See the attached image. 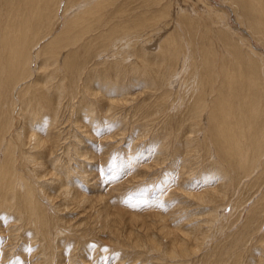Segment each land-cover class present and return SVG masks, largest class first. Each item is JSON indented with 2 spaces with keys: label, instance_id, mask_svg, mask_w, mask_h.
Here are the masks:
<instances>
[{
  "label": "rangeland",
  "instance_id": "obj_1",
  "mask_svg": "<svg viewBox=\"0 0 264 264\" xmlns=\"http://www.w3.org/2000/svg\"><path fill=\"white\" fill-rule=\"evenodd\" d=\"M69 1L31 0L29 5L36 2L32 8L36 10H32L33 12L41 11V16L43 12L45 13L36 23L38 25L37 28L29 33L30 42L27 39V47L30 49L29 55L31 56L28 60V65L31 64L29 65L32 70L31 73L35 72L37 75L34 73L31 75V79L27 80L28 82L20 81L19 83H22L20 85L17 83L12 92L3 90V95H0V105H2L0 106V108L2 107L0 109V130L5 124L8 127L11 123L5 135L0 131V167L2 166L6 170L2 172V176L9 181L5 182L9 183V192L0 191V198H4L3 201L7 202L9 206V209L2 207L4 209L0 211V264H264V175H261L262 180L254 178H251L252 181L251 179L247 181L237 180L238 174L235 165L240 160L241 162L245 160L246 149L242 145V137L239 136L242 133L244 134V131L238 133L239 131L233 128L231 133L226 136L232 141H226L227 139L224 138L222 140L221 138L219 139L221 145L223 144V150L227 151L230 148V153L234 155L231 168H229L227 162H223L219 155L220 150L213 144L209 134L215 133V130L220 134L217 127L219 123L223 124L221 117L218 115L215 120L210 117L212 100L218 96L216 91L222 80V67H220L218 61H216L215 67L214 65L212 67V76L215 82L213 84L214 95H212L213 93H208L207 90L208 94L205 100L208 105L202 112L203 114L198 118L194 117L191 119V117L186 115L188 114V107L184 103V95H187L190 89L188 84L191 81V76L194 75L192 65L197 60L195 65L199 63V58L193 55L194 51L198 50L199 53L200 45L203 44V49L207 50V53L216 56V60L218 58L221 59L222 56L225 57L228 53L225 43L221 39V33L218 30L219 25L224 26V16L227 19V27L234 37L240 36L244 38L247 36L243 42L251 45L256 53L263 56L264 28L262 27H264V14L259 10L260 4L257 2L252 3L256 10L254 14L246 15L238 4L235 5V3L228 2V0H71L73 5L75 4L74 6L72 5V9L71 6H67ZM5 2V0H0V27H3L6 22L7 8H5ZM86 10L90 12L83 14L85 17L89 20H100L102 22L96 26L98 30L93 33L94 35H99L101 32H109L112 27L117 29L108 42L109 45L112 44L111 48L108 47L110 53L105 52L93 56L84 65L87 73L91 70V76L94 74H92V68L90 67L97 65L96 67L100 68L99 72H101V75L97 76L95 74L92 76L94 77V89L90 86L93 94L89 96L90 103L88 104L96 106L97 109H94L95 111L91 116H87L85 114L81 115L83 111H80L76 106L79 105L80 98H82V94L79 92L85 74L83 73L79 77L74 74L65 76L67 77L64 80V83L67 84L65 86L68 89V93L75 94L74 100L67 96V98L65 97L60 101L58 106L54 88L47 90V92L40 88L38 90L39 94L36 93L38 95L37 98H40V104L45 109H50L40 114L39 123L36 120L35 122L32 120V115L25 116L22 131L25 130L22 133L18 132L23 119L19 114L18 107L19 99L17 97L19 89L35 79L40 84L45 78L44 74L47 72L42 69L51 61L54 67L57 65V71L63 76L66 69L72 68L79 62L81 63V60L85 58L83 56L88 58L93 55L95 43L88 44V39L91 37L89 34L84 35L81 42L77 43L78 47L65 43L66 37L77 29L76 27L73 28L74 24L81 25L86 23V20L79 17ZM240 10L243 16H241ZM107 13L111 17L107 16ZM218 13L220 15L222 13V16H219ZM196 15L199 21L195 24V28H198L190 30L185 27L183 29L184 23L181 19L186 18V16L188 18L194 16L195 18ZM46 19L48 20L44 21ZM125 21L137 26L133 30L121 29L116 26L117 23ZM204 21H206L205 24ZM251 24L253 26L250 27ZM213 27H216L215 30ZM134 33L135 35H133ZM52 34H54L53 37ZM1 37H3L2 33ZM172 37L178 38V42H184L186 47H182L183 45L178 47L181 51L178 59L174 62L175 71L172 75L173 77L169 78L170 80L163 81L164 84L156 81L158 80L155 77L157 71L160 75L165 74L166 79V74L168 73L165 72V68L154 71L155 73L149 72L148 75L152 76V79L145 78L143 70L142 72L139 71L141 74H131L129 72L131 67H135V63L140 64L141 62V59L136 60L137 57L132 52L134 46L139 48V44H145L147 47L143 46L144 50L149 55H155L161 48L164 49L167 44L171 43ZM136 38L137 40L140 38V41L138 40V42ZM56 42L59 47L54 45ZM83 44L86 45L84 46ZM241 47V54L245 58L248 57L245 46ZM184 48L187 49L186 52H184ZM75 52L79 53L80 57L82 56L79 62L72 60V54ZM122 56L124 60H121V62L127 65L125 71L127 70L128 74L126 77L122 75L116 76L114 69L108 72V76L102 75L103 63H111L112 65L116 62L119 64L121 62L118 59ZM191 56L194 59H191ZM252 56L254 59L257 58L255 55ZM46 58H49V60L47 61ZM66 58L69 60L68 64L71 65L64 64ZM226 60L230 61L229 59ZM226 60L224 64H226ZM255 62L258 66L259 62L257 60ZM101 63L102 66L100 67ZM65 67L67 68L65 69ZM234 69H237V67H234ZM189 71H191V74H189ZM50 72L52 73L53 70L50 69ZM34 76L35 79L32 80ZM161 76L164 77V75ZM234 76L238 78V74L235 73ZM70 79H73L74 82L73 80L71 82ZM104 79L108 82L110 81L111 84L109 83L105 87ZM58 80L59 77L57 76L55 81ZM239 80L243 82L242 74L239 76ZM99 82H102V84L100 85ZM112 83L114 86H111ZM76 86L78 87L77 92ZM99 87L101 90H99ZM72 88L73 92L70 91ZM103 88L110 89V92L103 90ZM153 89L155 90L153 91ZM101 91L102 94L100 95ZM97 93L98 95H96ZM165 93L166 95H164ZM44 96L47 98L46 101ZM10 99H14L18 105L16 104L13 108ZM84 104L85 102H82V105ZM177 106L180 108L178 109ZM75 110L80 112L79 119L84 123L80 122L83 127H81V130H77L75 126L73 127L75 124L73 120L75 119ZM219 110L220 107L217 105L215 113ZM179 120L180 123L182 122L181 124L178 123ZM35 125L36 127L33 128ZM70 127L72 128L70 129ZM78 131L83 132L80 133ZM17 133L23 134L21 140ZM31 133H34L33 135L37 133L42 138V142L40 141L42 145L39 146L38 150L30 147L33 144L29 140ZM197 133H200V135ZM69 134L71 135L69 136ZM195 134L197 135L195 136ZM231 134H233L234 138L231 137ZM79 136H82V138H78ZM24 138L27 140H24ZM53 139L57 142L56 146L54 142H51ZM79 139L83 140V142ZM6 140L10 141L11 148L3 153L5 143H2V141ZM199 140L201 141L199 142ZM61 142L63 143L61 144ZM65 142H68L67 147H69H66L67 150L64 149L66 146ZM75 143L81 147L73 145ZM51 144H54V146H51ZM74 146L78 152L80 151V154L74 150ZM29 150L31 151L29 152ZM33 151H37L35 154L40 153L36 155H40L37 157L38 162L42 161V165L45 162V167H42L41 164L40 167L39 165L35 166L37 163L28 161V155L31 152L33 153ZM67 151L68 157L66 155ZM78 154L85 158L79 157ZM75 155L77 158H75ZM252 157L254 156L252 155L250 158ZM251 160H248V163ZM261 160L263 163L264 156ZM6 162L8 163L6 164ZM53 162H57V164L54 163L56 166L52 164ZM261 162L259 164L262 167L263 164ZM27 163L29 164L26 165ZM238 171L241 172L240 170ZM50 173L54 174V176ZM43 174L46 175L44 176ZM19 177L21 180L18 179ZM42 185H45L46 193L40 194L39 189L42 188ZM29 186L33 187L35 191ZM39 186L40 188H38ZM64 188L66 190L71 189L73 192L71 194H75L78 198L74 195L76 197H74V200L73 195H70L71 197L67 196ZM224 188L226 189L225 196L222 195V189ZM12 190H14L13 194L15 196L30 190L34 196L40 194L39 197L41 198L39 199L37 196L35 199L39 201L41 207H44V210L41 208L42 213L40 215L45 214L41 217L43 219L42 224L39 220L40 217H36L37 215L33 216L35 214H32L30 219L26 213L15 214L14 207L22 208L29 200L24 204L17 200L19 199L18 197L11 200L12 197L9 194ZM213 192H217L213 202H203L205 197L212 195ZM218 195L222 196L217 197ZM69 198H72V201ZM215 198H217L216 202H214ZM83 199L87 200V202H82ZM41 200L43 204L40 202ZM50 202L54 203L50 204ZM17 203L18 205H16ZM234 205L235 207H233ZM10 206L12 207L10 208ZM103 206L111 215V228L107 225L109 229L97 220V215ZM214 214L218 215L219 218L214 220V218L209 216ZM54 215L56 216L53 218ZM136 219H138L137 223ZM160 226L161 229L159 228ZM163 226V229H167L170 233L172 232L170 235L172 238L175 237L176 241L180 239L181 231H187L182 238H185L184 242L188 243L187 247L190 250L188 249L189 251L184 256H177L174 253L173 241L170 244L169 239L162 236L165 231L162 229ZM202 233H206L204 240L201 238ZM50 238H53V242ZM42 239H47L46 241L44 240L45 244H43ZM50 243H53L52 246ZM158 244L162 245L158 246ZM142 247L146 248V251ZM161 248L164 249V252L161 251ZM48 249L52 250V253ZM150 250H153V252ZM42 251L46 252L45 256ZM46 256H49V259L44 258Z\"/></svg>",
  "mask_w": 264,
  "mask_h": 264
},
{
  "label": "bare ground",
  "instance_id": "obj_2",
  "mask_svg": "<svg viewBox=\"0 0 264 264\" xmlns=\"http://www.w3.org/2000/svg\"><path fill=\"white\" fill-rule=\"evenodd\" d=\"M6 2H5V5H6V7L5 8H7V15H5L6 16V22L3 24V27H0V39L2 40V42H1V40H0V95H3L2 94V92H3V90H6V92L8 91V90H10L11 92L13 91V88L14 87H16L15 85L17 84V83H19L20 81H25V82H28L27 80L28 79H31L30 77H31V75H33L32 73H31V69H30V67H29V65H31V64H29L28 65V60L31 58V56L29 55L30 54V49L27 47V39H28V41L30 42V39L28 38V35H29V33L30 32H32V31H34L36 28H37V22L39 21V19L41 18V17H43L44 16V12L42 13V16H41V11L39 12H33L34 10H36V9H32L33 8V5L36 3H34V4H31V5H29L30 4V2H31V0H5ZM28 1H29V3H28ZM54 1V0H53ZM60 1V0H59ZM86 1V0H85ZM157 1V0H156ZM231 2V3H235V5H239L238 7L239 8H242L244 11H245V13H246V15H250L251 13L252 14H254V12H255V10H256V8L253 6V4L252 3H254V2H257V3H259L260 4V8H259V10L261 11V13H263L264 14V9H263V7H264V0H228V2ZM47 2V1H46ZM66 2V1H65ZM84 2V1H83ZM57 3V2H56ZM93 3H94V1H93ZM53 4V3H52ZM67 6H71V9H72V5H73V2H71V0L69 1V2H67ZM206 4V3H205ZM50 5V4H49ZM75 5V4H74ZM73 5V6H74ZM152 5V4H151ZM150 5V6H151ZM157 5V4H156ZM161 5V4H160ZM202 5V4H201ZM147 6H149V5H147ZM231 6V5H230ZM263 6V7H262ZM4 7V6H3ZM146 7V6H145ZM180 7V6H179ZM178 7V8H179ZM232 7V6H231ZM35 8V7H34ZM56 8H57V5H56V7H55V11H56ZM166 8V7H165ZM235 8V7H234ZM14 9L16 10L15 12H14ZM46 9H48V8H46ZM69 9V8H68ZM80 9V8H79ZM78 9V10H79ZM85 9V8H84ZM140 9V8H139ZM180 9V8H179ZM33 10V11H32ZM43 10V9H42ZM70 10V9H69ZM195 10V9H194ZM198 10V9H197ZM213 10V9H212ZM220 10V9H219ZM222 10H224V9H222ZM44 11H46V10H44ZM80 11V10H79ZM90 11H92L91 9H90ZM89 10H86V11H84V12H82V14L81 15H79V17L81 18V19H83V20H86V23L85 24H74L73 25V28L74 27H76L77 29L75 30V31H73V33L72 34H70L69 36H67L66 37V41H65V43H67L68 45H71L72 44V46L73 45H76L77 47H78V45H77V43L78 42H81V40H82V38H83V36L84 35H86V34H89L91 37L88 39L89 40V43L88 44H92V43H95V46H93L94 47V53H93V55H91L90 57H88L87 58V56H83V57H85V58H83L82 60H81V63L79 62V59H81L82 58V56L80 57V54L79 53H77V52H75V53H73L72 55H73V59L72 60H74V62H76V61H78L79 63L78 64H76V65H74L72 68H68V69H66L67 67H65V69H66V72H65V74L63 75V76H61L60 75V73L57 71L58 69H57V65H55L56 67H54L52 64H51V62H49V63H47L44 67H43V69L42 70H46L47 72L44 74L45 75V78H43L44 80L43 81H41V83L39 84L38 83V81L35 79V76L32 78V80L33 79H35V80H33V81H31L30 83H28L27 85H23L20 89H19V91H18V101H19V114L23 117V119H22V121H21V126H20V130L18 131V132H20V133H22L23 131H22V129L24 128V117L25 116H30V115H32L33 116V118H32V120L35 122V120H36V122L37 123H39V120L41 119V116H40V114L42 113V112H45V111H47V110H49V109H45V107H43L41 104H40V98H37L38 97V95L36 94V93H38L39 94V89L41 88V89H43V90H45L46 92H47V90H49V89H52V88H54V93L57 95V99H58V106H59V104H60V101L61 100H63L65 97L67 98V96H70V98L71 99H73L74 97H75V94H72L71 92H69L68 93V89L66 88V86L65 85H67V84H65L64 83V80L65 79H67V77H65V76H71V75H75V76H78L79 77V75H81V74H85V78H84V80L82 81V84H81V87H80V92L79 93H81L82 94V98H80L78 95V98H80L81 100H80V102L78 103L79 105H76L77 107H78V109L81 111H83V114H81V115H87V116H91V114H93L94 113V109L96 108V106H93V105H88L89 103H90V99H89V96H91L93 93L91 92V90H92V88L94 89V87H93V82H94V77H92V76H94L95 74L97 75V76H99V75H101V72H99L100 70V68H97L96 66H93V67H90V68H92V74H94V75H92L91 76V74H90V72H91V70H89L90 72H88L87 73V69H86V67L84 66L87 62H89L88 60L91 58V57H93V56H96V55H100V54H102V53H105V52H109L110 50L108 49V47H112V44H108V42H109V40H110V38H112L111 36L113 35V34H115L116 33V31H117V29L116 28H114V27H112V28H110L109 29V32H99L100 34L98 35V34H93L94 32L96 33V31L98 30L97 28L98 27H96L97 25H99V24H101L102 22L100 21V20H96V21H93V20H89L87 17H85L83 14H88V12H90ZM236 11H237V8H236ZM243 11V12H244ZM1 12V11H0ZM51 12V11H50ZM58 12V11H57ZM76 12H78V11H76ZM183 12H185V11H183ZM187 12V11H186ZM185 12V13H186ZM225 12V11H224ZM240 12H241V10H240ZM48 13V12H47ZM79 13V12H78ZM81 13V12H80ZM179 13V12H178ZM200 13V12H199ZM204 13H206V12H204ZM242 13V12H241ZM56 14V13H55ZM71 14V13H70ZM219 14V13H218ZM217 14V15H218ZM226 14V13H225ZM234 14H235V12H234ZM78 15V14H77ZM107 16H110L111 17V15H109L108 13L106 14ZM193 15V14H192ZM229 15V14H228ZM227 15V16H228ZM64 16V15H63ZM65 16H66V14H65ZM219 16H222V13H221V15L219 14ZM226 16V17H227ZM241 16H243V13L241 14ZM245 16V15H244ZM3 17H4V15H3ZM3 17H2V19H3ZM48 17V16H47ZM77 17V16H76ZM75 17V18H76ZM85 17V18H84ZM202 17H203V15H202ZM46 18V17H45ZM73 18V17H72ZM71 18V19H72ZM98 19V18H97ZM204 19V18H203ZM218 19H220V18H218ZM222 19V18H221ZM241 19V18H240ZM48 19H46V20H44V21H47ZM205 20V19H204ZM226 18H225V16H224V26H221V25H219L220 27L218 28V30L220 31V33H221V39L224 41V43H225V46H226V48H227V50H228V53L226 54V56L225 57H223L222 56V58L220 59V58H218V60H216V56H214L213 54H211V53H207V50H205V49H203L204 48V45L203 44H201L200 45V51H199V53H198V50H196V51H194V56H196V57H198L199 58V63H198V65H195L196 64V62L198 61L197 59V61L195 62V63H193V73H194V75H192L191 76V81L189 82V84L188 85H190V89L188 90V93H187V95H186V98H185V95H184V103H186L185 104V106H187L188 107V114H186V115H188L189 117H191V119L192 118H194V117H199V116H201V114H203L202 112L206 109V107H207V105H208V103L206 102V100H205V97H206V95L208 94V93H210V94H212L213 92H214V89H213V84L215 83L214 82V79H213V69H212V67H213V65H214V67H215V65H216V61H218V63H220V67H222V80H221V82H220V84L218 85V88H217V93H218V96L216 97V98H214L213 100H212V111L210 112V117H211V119L212 120H215V118L216 117H221V121H222V123L223 124H218V127L217 128H219V132H220V134H221V136H220V134L217 132V130H215V133H209L210 134V138H211V140H212V142H213V144L217 147V148H219V150H220V152H219V155H220V157L223 159V162L225 161V162H227V164H228V166H229V168H231V166L233 165V157H234V155H232L231 153H230V148H228L227 149V151H225V150H223V144L221 145V143H220V141H219V139L221 138V140H222V138H224V139H227L226 141H228L229 139L228 138H226V136H227V134H230L231 133V131L233 130V128H234V130H238L239 132L238 133H240V131L241 132H245L244 134L242 133V134H240L239 136H241L242 137V140H243V146H244V149H246V151H245V160H243L242 162H241V160H240V162L237 164V165H235V167H236V172H237V174H238V178H237V180L238 181H240L241 179L242 180H244V181H247L248 179H251V178H254V179H256V180H262L261 179V175H264V161H263V163L261 162L262 160H261V158L264 156V54H263V56L262 55H259V53H256V51L254 50V49H252V47H251V45H249V44H247V43H244L243 41H244V38H246V37H244V38H242V37H240V36H238V37H234V35L230 32V30H229V28L227 27V24H226ZM181 21H183V23H184V25H183V29H185V27L186 28H188V29H197V28H195V24L196 23H198V21H199V18L197 17V15H196V17L194 18V16L193 17H189L188 18V16H186V18H182L181 19ZM210 21H211V19H210ZM70 22V21H69ZM119 22V21H118ZM205 22L206 21H204V24H205ZM219 22L221 23V21L219 20ZM2 23V22H1ZM41 23V22H40ZM107 23V22H106ZM210 23V22H209ZM55 24V23H54ZM67 24H69V23H67ZM66 24V25H67ZM203 24V25H204ZM211 24V23H210ZM2 25V24H1ZM181 25V24H180ZM239 25V24H238ZM255 26H256V24H254ZM68 26V25H67ZM116 26L117 27H119V28H121V29H128V30H133V28L135 27V26H137V25H132V23H130V22H128V21H125V22H120V23H117L116 24ZM245 26V25H244ZM251 26H253V24H251L250 25V27ZM53 27V26H52ZM201 27H203V26H201ZM200 27V28H201ZM210 27V26H209ZM215 28L216 27H213V29L215 30ZM262 28H264V27H262ZM40 29H42V28H40ZM46 29V28H45ZM48 30V29H47ZM139 30V29H138ZM210 30V29H209ZM39 31H41V30H39ZM60 31V30H59ZM186 31V30H185ZM211 31V30H210ZM209 31V32H210ZM218 31V32H219ZM234 31V30H233ZM56 32V31H55ZM207 32H208V30H207ZM217 32V31H216ZM262 32V31H261ZM263 32H264V29H263ZM1 33H2V35H3V37H1ZM38 33H40V32H38ZM57 33V32H56ZM63 33V32H62ZM127 33V32H126ZM140 33V32H139ZM215 33V32H214ZM235 33V32H234ZM44 34V33H43ZM51 34V33H50ZM60 34V33H59ZM53 35L54 34H52V37H53ZM89 35H88V37H89ZM133 35H135V33L133 34ZM138 35V34H137ZM38 36V35H37ZM122 36V35H121ZM128 36V35H127ZM245 36V35H244ZM249 36V35H248ZM259 36H261V35H259ZM131 37H132V35H131ZM216 37V36H215ZM31 38V37H30ZM57 38V37H56ZM61 38V37H60ZM116 38V37H115ZM217 38H219V37H217ZM251 38V37H250ZM55 39V38H54ZM140 39V38H139ZM138 39V40H139ZM180 39H182V38H180ZM236 39V40H235ZM34 40V39H33ZM86 40H87V38H86ZM87 40V41H88ZM112 40V39H111ZM133 40V39H132ZM136 40H137V38H136ZM135 40V41H136ZM137 40V41H138ZM177 40H179L178 38H176V37H172L171 38V43L170 44H167L166 45V47L164 48V49H162L161 48V50L156 54L155 53V55H149L145 50H144V47L146 46L145 44H143V45H140L139 44V48L137 47V46H134L133 48H132V52H133V54L137 57V59L136 60H139V59H141V62H140V64L139 63H135V67H129L130 69H129V72L131 73V74H134V73H138V74H141V72H142V70H143V74H144V76H145V78H147V79H152V76H149L148 74H149V72H153V73H155L157 70H159V69H164L165 68V72L166 73H168V74H166L167 76H166V79H165V74H161V75H164V77L163 76H161L159 73H158V71L155 73V77L156 78H158V80H156V81H160V82H162L163 83V81H168V80H170L173 76V73H174V71H175V68H174V66H175V64H174V62L178 59V57H179V54H180V51L181 50H179L178 49V47H180V45L182 46V47H186V45L184 44V42H178ZM140 41V40H139ZM138 41V42H139ZM184 41V40H183ZM39 42V41H38ZM52 42H54V41H52ZM111 42V41H110ZM186 42V41H185ZM187 43V42H186ZM191 43V42H190ZM223 43V44H224ZM240 43V44H239ZM36 44H37V42H36ZM49 44H50V42H49ZM166 44V43H165ZM222 44V45H223ZM46 45V44H45ZM54 45H56L57 47H59V45H58V43L56 42ZM84 45V44H83ZM86 45V44H85ZM84 45V46H85ZM109 45V46H108ZM133 45V44H132ZM193 45V44H192ZM240 45V46H239ZM254 45V44H253ZM89 46V45H88ZM144 46V47H143ZM159 46V45H158ZM157 46V47H158ZM241 46H245V48H246V50H247V54L249 55L248 57H244L241 53H242V50H241ZM147 47V46H146ZM30 48H31V46H30ZM46 48V47H45ZM82 48V47H81ZM80 48V49H81ZM87 48H89V47H87ZM159 48V47H158ZM37 49H39V48H37ZM49 49V48H48ZM56 49V48H55ZM75 49V48H74ZM83 50V49H82ZM86 50V49H85ZM91 50H92V48H91ZM184 52H186V50L187 49H185L184 48ZM210 50H212V49H210ZM214 50V49H213ZM226 50V51H227ZM70 51V50H69ZM89 51V50H88ZM130 51V50H129ZM79 52V51H78ZM84 53V52H83ZM110 53V52H109ZM108 53V54H109ZM114 53V52H113ZM118 53V52H117ZM116 53V54H117ZM124 53V52H123ZM33 54V53H32ZM35 55H36V53H34ZM43 54V53H42ZM112 54V53H111ZM121 54V53H120ZM133 54H132V56H133ZM183 54V53H182ZM188 54V53H187ZM35 55H32V56H35ZM71 55V56H72ZM189 55V54H188ZM252 55H255V57H257V58H253V56ZM37 56V55H36ZM35 56V57H36ZM39 56H41L40 54H39ZM182 56V55H181ZM232 57V58H230V57ZM43 57V56H42ZM111 57H113V56H111ZM37 58H39V57H37ZM50 58V57H49ZM49 58H46L47 59V61L49 60ZM106 58V57H105ZM114 58H116V57H114ZM36 59V58H35ZM71 59V58H70ZM117 59H118V57H117ZM150 59H152V61H150ZM191 59H194V57L193 56H191ZM219 59H220V61H219ZM226 59H229L230 61H227ZM52 60V59H51ZM55 60V59H54ZM65 60V59H64ZM72 60H71V62H72ZM91 60V59H90ZM103 60V59H102ZM120 62H121V60H124V57L122 56V57H119V59H118ZM133 60V59H132ZM187 60H189V59H187ZM224 60V61H223ZM225 60H226V64H224V62H225ZM255 60H257V62H259V65L257 66V64H256V62H255ZM57 61V60H56ZM134 61H135V59H134ZM194 61V60H193ZM41 62V61H40ZM55 62V61H54ZM104 62V61H103ZM149 62H152V63H149ZM178 62V61H177ZM176 62V63H177ZM39 63V62H38ZM69 63V60L66 58V61H64V64H66V65H71V64H68ZM179 63V62H178ZM231 63V64H230ZM45 64V63H44ZM43 64V65H44ZM104 65H103V68H102V75H105V76H108V72L109 71H111L112 69H114V74L116 75V76H118V75H122L123 77H126L127 76V74H128V72H126L125 71V69H126V67H127V65H125L124 63H119V64H117L116 62H114L112 65H113V67H112V65H111V63H103ZM181 65V64H180ZM187 65V64H186ZM188 65H190V64H188ZM217 65H219V64H217ZM231 67H230V66ZM52 66V67H51ZM90 66V65H89ZM88 66V67H89ZM100 67L102 66V63H101V65H99ZM177 66V65H176ZM87 67V68H88ZM180 67V66H179ZM234 67H237V69H234ZM62 68H64V67H62ZM89 68V69H90ZM192 68V67H191ZM50 69L51 70H53V72L51 73L50 72ZM177 69V68H176ZM188 69V68H187ZM39 70H41V69H39ZM62 70V69H61ZM180 70V69H179ZM257 70H258V72H257ZM139 71H141L140 73H139ZM155 71V72H154ZM56 72V73H55ZM164 72V73H165ZM219 72H220V70H219ZM181 73V72H180ZM215 73V72H214ZM217 73V72H216ZM238 74V78L236 77V76H234V74ZM36 74V73H35ZM113 74V73H112ZM157 74V75H156ZM184 74V73H183ZM189 74H191V71H189ZM243 75V82H241L240 80H239V76L240 75ZM37 75V74H36ZM153 75V74H152ZM218 75V74H217ZM57 76L59 77V80L58 81H55V78H57ZM135 76V75H134ZM172 76V77H171ZM219 76V75H218ZM262 76H263V78H262ZM37 77V76H36ZM78 77H77V80H78ZM102 77V76H101ZM171 77V78H170ZM186 77V76H185ZM220 77V76H219ZM76 78V77H75ZM74 78V79H75ZM98 78V77H97ZM110 78H111V76H110ZM170 78V79H169ZM214 78H216V76H214ZM42 79V78H41ZM102 79V78H101ZM57 80V79H56ZM71 80V82H72V80L73 79H70ZM105 80V79H104ZM144 80V79H143ZM183 80V79H182ZM7 81V82H6ZM30 81V80H29ZM112 81V80H111ZM134 81V80H133ZM151 81H154V80H151ZM178 81V80H177ZM184 81V80H183ZM66 82V81H65ZM73 82H74V80H73ZM108 81L107 80H105L104 81V86L105 87H107L108 86V84L110 83V81L107 83ZM118 82V81H117ZM134 82H136V81H134ZM134 82H133V84H134ZM145 82V81H144ZM22 83V82H21ZM21 83H19V85L21 84ZM100 83V82H99ZM142 83V82H141ZM161 83V84H162ZM74 84V83H73ZM78 84V83H77ZM102 84V82L100 83V85ZM111 84V83H110ZM117 84V83H116ZM153 84V83H152ZM157 84V83H156ZM160 84V85H161ZM164 84V83H163ZM170 84V83H169ZM179 84V83H178ZM184 84H185V82H184ZM132 85V84H131ZM144 85H147V84H144ZM78 86H79V84H78ZM92 88H91V87ZM111 86H114L113 85V83H112V85ZM128 86V85H127ZM156 86V85H155ZM187 86V85H186ZM118 87V86H117ZM121 87V86H120ZM157 87V86H156ZM165 87H167V86H165ZM183 87V86H182ZM182 87H181V89H182ZM100 88V87H99ZM110 88V87H109ZM112 88V87H111ZM152 88V87H151ZM160 88V87H159ZM176 88V87H175ZM186 88V87H185ZM185 88H183V89H185ZM118 89V88H117ZM123 89V88H122ZM157 89V88H156ZM164 89V88H163ZM244 89V90H243ZM99 90H101V88L99 89ZM103 90H108L109 92H110V89H104L103 88ZM113 90V89H112ZM118 90H120V89H118ZM125 90V89H124ZM155 89H153V91H154ZM178 90V89H177ZM186 90V89H185ZM207 90H208V93H207ZM70 91H72L73 92V88L72 89H70ZM78 91V87L76 86V92ZM114 91H116V90H114ZM126 91V90H125ZM107 92V91H106ZM49 93V92H48ZM75 93V92H74ZM124 93V92H123ZM155 93V92H154ZM40 94H41V92H40ZM95 94V93H94ZM102 94V91H101V93H100V95ZM109 94V93H108ZM107 94V95H108ZM168 94H169V92H168ZM181 94V93H180ZM96 95H98V93L96 94ZM105 95V94H104ZM164 95H166V93L164 94ZM212 95H214V93L212 94ZM215 95H217V94H215ZM81 96V95H80ZM94 96V95H93ZM99 97V96H98ZM97 97V98H98ZM180 97V96H179ZM208 97V96H207ZM214 97V96H213ZM16 98V99H17ZM93 98H95V97H93ZM212 98V97H211ZM46 96H44V100L46 101ZM166 99V98H165ZM1 100V99H0ZM11 100V99H10ZM74 100V99H73ZM76 100H77V97H76ZM95 100V99H94ZM97 100V99H96ZM72 101V100H71ZM78 101V100H77ZM92 101V100H91ZM167 101V100H166ZM211 101V100H210ZM48 102H50V101H48ZM76 102V101H75ZM82 102H85V104L84 105H82ZM93 102V101H92ZM100 102V101H99ZM4 103V102H3ZM96 103H98V102H96ZM17 103L15 102V100L14 99H12L11 100V106L14 108V106L16 105ZM73 104V103H72ZM72 104H70L71 106H72ZM100 104V103H99ZM99 104H97V105H99ZM181 104V103H180ZM18 105V104H17ZM73 105H75V104H73ZM102 105V104H101ZM141 105V104H140ZM172 105V104H171ZM182 105H184V104H182ZM211 105V104H210ZM217 105H219V107H220V110L219 111H217L216 113H215V108H216V106ZM0 106H2V105H0ZM180 106V105H179ZM73 107V106H72ZM184 107V106H183ZM2 108V107H1ZM0 108V109H1ZM100 109H102L101 107H99ZM105 108V107H104ZM109 108V107H108ZM115 108V107H114ZM138 108V107H137ZM142 108V107H141ZM177 108H178V106H177ZM180 108V107H179ZM178 108V109H179ZM97 109V108H96ZM103 110V109H102ZM110 110V109H109ZM108 110V111H109ZM140 110V109H139ZM163 110V109H162ZM74 111V110H73ZM104 111V110H103ZM106 111H107V109H106ZM154 111H157V110H154ZM72 112V111H71ZM220 112V113H219ZM79 113L80 112H78V110L76 111L75 110V119H73L74 120V125H73V127L75 126V128L77 129V130H81V120L79 119L80 118V116H79ZM82 113V112H81ZM152 113V112H151ZM158 113V112H157ZM162 113V112H161ZM218 115V116H217ZM187 116V117H188ZM145 117V116H144ZM2 118V117H1ZM40 118V119H39ZM72 118V117H71ZM196 118V119H197ZM90 119V118H89ZM92 119V118H91ZM185 119V118H184ZM227 120V122H225L226 120ZM219 120H220V118H219ZM91 121V120H90ZM89 121V122H90ZM191 121V120H190ZM2 122V121H1ZM10 122H11V119H10ZM81 122V123H80ZM169 122H170V120H169ZM178 122V121H177ZM177 122H176V124H177ZM32 123V122H31ZM178 123H180V120H179V122ZM182 123V122H181ZM180 123V124H181ZM197 124H198V122H196ZM195 123V124H196ZM82 124H84V123H82ZM175 124V125H176ZM194 124V125H195ZM200 124V123H199ZM202 124V123H201ZM10 125H11V123L9 124V126L7 127V125L5 124L4 125V127H2V130H0L1 131V133H3V135H5L8 131V128H10ZM33 125V124H32ZM71 125V126H72ZM216 125V124H215ZM214 125V126H215ZM223 125V126H222ZM26 126V125H25ZM174 126V125H173ZM180 126V125H179ZM211 126V125H210ZM36 127V125L35 126H33V128H35ZM85 127V126H84ZM203 127V126H202ZM72 127H70V129H71ZM83 128V127H82ZM196 128H198V127H196ZM18 129V128H17ZM69 129V128H68ZM175 129V128H174ZM177 129V128H176ZM183 129V128H182ZM202 129V128H201ZM59 130V129H58ZM77 130H76V133H77ZM189 130H190V128H189ZM214 130V129H213ZM212 131V130H211ZM61 132V131H60ZM70 132V131H69ZM78 132H80V133H82L83 131H78ZM85 132V131H84ZM175 132V131H174ZM193 132V131H192ZM214 132V131H213ZM20 133H17L18 134V136L20 137L19 139L21 140L22 139V135L23 134H20ZM24 133H26V132H24ZM58 133V132H57ZM68 133V132H67ZM71 133V132H70ZM75 133V134H76ZM86 133V132H85ZM32 134V133H31ZM34 134V133H33ZM30 135V139L29 140H31L32 142H33V144L32 145H30V147H31V149H36V150H38V148H39V146L40 145H42L41 144V137H39L38 135H37V133H35L36 135ZM72 134V133H71ZM71 134H69V136L71 135ZM74 134V133H73ZM78 135H79V133H77ZM197 134H199L200 135V133H197ZM197 134H195V136L197 135ZM213 134V135H212ZM216 136H215V135ZM78 135H76V136H78ZM82 135V134H81ZM205 135V134H204ZM25 137H26V135H24ZM75 136V135H74ZM73 136V137H74ZM193 136H194V134H193ZM230 136V135H229ZM228 136V137H229ZM238 136V137H239ZM16 137V136H15ZM60 137V136H59ZM63 137V136H62ZM62 137H61V139H62ZM72 137V136H71ZM231 137L232 138H234L233 137V134H231ZM27 138V137H26ZM26 138H24V140H27ZM77 138V137H76ZM78 138H82V136H79ZM237 138V137H236ZM18 139V138H17ZM56 139H57V137H56ZM71 139V138H70ZM69 139V140H70ZM194 139H196V138H194ZM4 140V139H3ZM79 140H81V139H79ZM192 140V139H191ZM238 140V139H237ZM13 141V140H12ZM41 141V142H40ZM58 141V140H57ZM76 141H77V139H76ZM82 142H83V140H81ZM81 141H79V142H81ZM201 140H199V142H200ZM229 141H232V140H229ZM235 141V140H234ZM21 142V141H20ZM31 142V143H32ZM51 142H54L55 143V146H56V141H54V139H53V141H51ZM60 142V141H59ZM72 142V141H71ZM70 142V143H71ZM78 142V143H79ZM215 142H217V143H215ZM242 142V141H241ZM2 143H5V147H4V151H3V153L4 152H7V151H9L10 150V148H11V143H10V141L9 140H6V141H2ZM16 143V142H15ZM22 143V142H21ZM24 143V142H23ZM26 143V142H25ZM28 143V142H27ZM63 142H61V144H62ZM66 143V142H65ZM68 143V142H67ZM67 143H66V146H65V148L64 149H66V147H67ZM69 143V145H71ZM72 143H74V142H72ZM77 143V142H76ZM73 144V145H78V147H79V144ZM240 143V142H239ZM59 144V143H58ZM190 144V143H189ZM194 144V143H193ZM209 144V143H208ZM211 144V143H210ZM225 144V143H224ZM235 144V143H234ZM237 144V143H236ZM44 145V144H43ZM23 147H25L24 145H22ZM51 146H54V144H51ZM209 146V145H208ZM210 146H212V145H210ZM225 146V145H224ZM69 147V146H68ZM67 147V148H68ZM81 147V146H80ZM79 147V148H80ZM188 147V146H187ZM191 147V146H190ZM71 148V147H70ZM69 148V149H70ZM74 150H76V147L74 146ZM214 148V147H213ZM18 149V148H17ZM27 149V148H26ZM25 149V150H26ZM29 149V148H28ZM42 149V148H41ZM51 149V148H50ZM60 149H61V147H60ZM82 149V148H81ZM239 149V148H238ZM67 150V149H66ZM232 150V149H231ZM31 150H29V152H30ZM41 151V150H40ZM213 152H214V150H212ZM235 151V150H234ZM233 151V152H234ZM37 151H33V153L31 152L28 156H29V159H28V161H30V162H35V163H37V164H35V166L36 165H39V167H40V164L42 165V161H39L38 162V158L37 157H39V156H36L37 154H40V153H37V154H35ZM73 152H75V151H73ZM76 152L77 153H79L80 154V151L78 152V150H76ZM28 153V152H27ZM53 153H54V151H53ZM70 153H71V151H70ZM241 153H242V151H241ZM13 154V153H12ZM72 154H76V153H72ZM78 154V156L80 157V156H82V155H79ZM216 155H217V153H215ZM24 155V154H23ZM22 155V156H23ZM66 155H67V157L69 156L68 155V151L66 152ZM71 155V154H70ZM192 155V154H191ZM237 155H239V154H237ZM254 156V157H252V158H250L251 156ZM12 156V155H11ZM10 156V157H11ZM6 157V156H5ZM26 157V156H25ZM25 157H23V158H25ZM71 157H73L72 155H71ZM82 157H84V156H82ZM239 157V156H238ZM237 157V158H238ZM41 158V157H40ZM39 158V159H40ZM74 158V157H73ZM72 158V159H73ZM75 158H77L76 157V155H75ZM85 158V157H84ZM216 158V157H215ZM219 158V157H218ZM221 158H219V159H221ZM6 159V158H5ZM13 159V158H12ZM16 159V158H15ZM14 159V160H15ZM26 159H27V157H26ZM83 159V158H82ZM250 159H252L249 163H248V160H250ZM7 160V159H6ZM56 160V159H55ZM217 160V159H216ZM12 161V160H11ZM10 161V162H11ZM59 161V160H58ZM68 161H70L69 159H68ZM74 161H75V159H74ZM218 161H220V160H218ZM24 162V161H23ZM77 162H79V161H77ZM234 162H235V160H234ZM262 163L263 164V166L261 167V164H259V163ZM2 163V162H1ZM8 162H6V164H7ZM25 163V162H24ZM55 162H53L52 164H54ZM66 163V162H65ZM217 163V165H219L218 164V162H216ZM3 164V163H2ZM29 163H27L26 165H28ZM44 165H42V167H45V162L43 163ZM55 164H57V162L55 163ZM54 164V165H55ZM53 165V166H54ZM64 165V164H63ZM221 165V164H220ZM6 166V165H5ZM4 166V167H5ZM56 166V165H55ZM30 169V168H29ZM56 169V168H55ZM56 170H58V169H56ZM238 170H240L241 172H239ZM4 171H6L2 166L0 167V191L1 190H4L5 192H9V188H8V184L9 183H5V182H7L8 180H6L3 176H2V172H4ZM32 171H33V169H32ZM39 171V170H38ZM81 171V170H80ZM223 171V170H222ZM225 171V170H224ZM8 172V171H7ZM41 172V171H40ZM35 173H39V172H35ZM16 174V173H15ZM51 174V173H50ZM7 176H8V174H6ZM18 175H19V173H18ZM44 175V174H43ZM46 175V174H45ZM44 175V176H45ZM52 175V174H51ZM20 176V175H19ZM34 176V175H33ZM42 176V175H41ZM52 176H54V174L52 175ZM86 176H87V174H86ZM11 177V176H10ZM9 177V178H10ZM26 177V176H25ZM27 178V177H26ZM25 178V179H26ZM32 178V177H31ZM53 178V177H52ZM18 179H20V177L18 178ZM28 179V178H27ZM33 179V178H32ZM31 179V180H32ZM12 180V179H11ZM21 180V179H20ZM46 180V179H45ZM52 180V179H51ZM51 180H50V182H51ZM236 180V181H237ZM27 181V180H26ZM48 181V180H47ZM53 181V180H52ZM250 181V180H249ZM251 181H252V179H251ZM9 182V181H8ZM25 182V181H24ZM32 182V181H31ZM42 182H44V181H42ZM243 182V181H242ZM33 183V182H32ZM36 183H37V181H36ZM40 183V182H39ZM52 183V182H51ZM247 183V182H246ZM24 184V183H23ZM25 184H26V182H25ZM29 184H30V181H29ZM42 184V183H41ZM249 184V183H248ZM50 185H52V184H50ZM256 185V184H255ZM32 186V185H31ZM31 186H29L30 188H33V187H31ZM34 186V185H33ZM38 186V185H37ZM45 186V185H44ZM44 186L42 185L41 187V189H39L40 190V194L41 193H46L45 192V189L46 188H44ZM35 187V186H34ZM50 187H52V186H50ZM14 188V187H13ZM12 188V189H13ZM36 188V187H35ZM38 188H40V186L38 187ZM68 188H69V186H68ZM28 189V188H27ZM33 191H35V189L33 188L32 189ZM36 190H38V189H36ZM64 190H66L65 188H64ZM13 191L14 190H12L11 192H10V196L12 197H10L11 198V200H13L15 197L17 198H19V199H17V200H20L23 204L24 203H26L28 200V202L26 203V205L24 204L23 206L24 207H22V208H19V207H14L15 208V214H18V213H26L27 215H28V218L30 219V216L32 215V214H35V215H33V216H36V217H40V221H41V224H42V221H43V219L41 218L43 215H45V214H42V216H40L41 215V208L43 209L44 207H41V204H39V201H36L37 199H35V198H37V196H38V198L40 199L41 197H39L40 196V194L39 195H37V196H34V194L32 193V191L30 190L28 193L26 192V193H22L21 195H19V196H15L14 194H13ZM25 191V190H24ZM222 191H223V193H222V195H224L225 196V191H226V189L224 188V189H222ZM1 192H3V191H1ZM16 192V191H15ZM14 192V193H15ZM36 192H38V191H36ZM17 193V192H16ZM62 193V192H61ZM60 193V194H61ZM71 193H73L72 192V190L71 189H67L66 191H65V194L68 196H70V195H73V199H74V197L76 196L75 194H71ZM2 194V193H1ZM20 194V193H19ZM31 194H33V195H31ZM63 194V193H62ZM217 194V192H213V194L212 195H208L207 197H205V199L203 200V202H205V203H208V202H213V198H214V196ZM64 195V194H63ZM75 195V196H74ZM222 195H218L217 197H220V196H222ZM49 196V195H48ZM1 197V196H0ZM63 197V196H62ZM71 197V196H70ZM77 197V196H76ZM75 197V198H76ZM47 199H48V197H46ZM78 198V197H77ZM4 199V198H3ZM3 199L2 198H0V202H1V204H0V211L2 210V209H4V208H2V207H5V209H9V206L7 205V202L5 203V201H3ZM8 199V198H7ZM6 199V200H7ZM33 199H34V201H33ZM70 199V198H69ZM72 199V198H71ZM70 199V200H71ZM216 199L217 198H215V200H214V202H216ZM65 200V199H64ZM68 200V199H67ZM75 200V199H74ZM72 201V200H71ZM15 202H16V199H15ZM19 202V201H18ZM41 203H42V200L40 201ZM65 202V201H64ZM82 202H87V200H85V199H83L82 200ZM5 203V204H4ZM54 202H50V204H53ZM66 203V202H65ZM105 203V202H104ZM43 204V203H42ZM2 205V206H1ZM16 205H18V203L16 204ZM253 206V205H252ZM12 206H10V208H11ZM53 207V206H52ZM233 207H235V205L233 206ZM52 209V208H51ZM55 209V208H54ZM53 209V210H54ZM235 209V208H234ZM44 210V209H43ZM99 210H100V208H99ZM30 212H32V213H30ZM45 212V211H44ZM215 212V211H214ZM95 213H98V212H95ZM56 215H54L53 216V218L55 217ZM98 216V217H97ZM96 217L98 218L97 220H99L100 222H101V224L102 225H104L105 227L108 225L109 227H110V225H111V218H110V214H109V212H108V210L106 209V208H104V206H103V208H101V211H100V213L97 215ZM210 217H212V218H214V220H215V218H219L218 217V215H216V214H214V215H209ZM46 217V216H45ZM45 217H43V218H45ZM31 218H32V216H31ZM35 219V218H34ZM47 219V218H46ZM61 219V218H60ZM35 222H36V219L34 220ZM219 221V220H218ZM138 222V219H136V223ZM162 222V221H161ZM161 224V223H160ZM47 225V224H46ZM108 226H107V229H109L108 228ZM39 227V226H38ZM44 228H45V226H43ZM111 228V227H110ZM160 229H161V226L159 227ZM164 228V226L162 227V229ZM166 228V227H165ZM34 229H36V228H34ZM40 229V228H39ZM159 229V230H160ZM41 230H43V229H41ZM163 230H165V229H163ZM140 232V231H139ZM143 232V231H142ZM161 232H162V230H161ZM187 231H181V234L179 235L180 236V239L178 240V241H176L175 240V237H173L172 238V236L170 235V234H172V232L170 233V231H168L167 229L164 231V235L162 234V236H164V238L166 237L167 239H169V243L171 242V241H173V243H172V245H174V249H175V251H174V253L178 256V255H185L189 250H190V248L189 247H187V244L188 243H185L184 241H185V238H182L183 237V235H186L185 233H186ZM36 233H37V231H36ZM47 233V232H46ZM49 233V232H48ZM141 233V232H140ZM146 233V232H145ZM205 234L206 233H202V236H201V238L204 240L205 238H206V236H205ZM45 235V234H44ZM43 235V236H44ZM135 235H137V234H135ZM144 235V234H143ZM149 235V234H148ZM42 236V237H43ZM139 236V235H138ZM141 236V235H140ZM145 236V235H144ZM135 237V236H134ZM150 237V236H149ZM139 238V237H138ZM145 238V237H144ZM152 238V237H151ZM50 239H52L51 241L53 242V238H50ZM49 239V240H50ZM55 239H57V238H55ZM54 239V240H55ZM147 239V238H146ZM43 240V239H42ZM45 241L47 240V239H44ZM44 240L42 241V242H44ZM48 240V242H50ZM141 240V239H140ZM56 241H58V240H56ZM56 241H54V242H56ZM147 241H149V240H147ZM152 242V241H151ZM160 242V241H159ZM139 243H141V242H139ZM161 243V242H160ZM170 243V244H171ZM43 244H45V242L43 243ZM51 244V246H52V244L53 243H50ZM144 244H145V242H144ZM48 245V244H47ZM46 245V246H47ZM148 245V244H147ZM160 244H158V246H159ZM162 245V244H161ZM160 245V246H161ZM42 246V245H41ZM56 246V245H55ZM140 246V245H139ZM155 246V245H154ZM153 246V247H154ZM136 247V246H135ZM157 247V246H156ZM54 248V247H53ZM140 248V247H139ZM143 249H144V247H142ZM151 248V247H150ZM159 248V247H158ZM158 248H157V250H158ZM164 248V247H163ZM45 249V248H44ZM55 249V248H54ZM53 249V250H54ZM141 249V248H140ZM146 249V248H145ZM144 249V250H145ZM154 249V248H153ZM162 249V248H161ZM165 249V248H164ZM164 249H162L161 251H163L164 252ZM189 249V250H188ZM157 250H156V252H157ZM48 251L50 252V253H52L51 251L52 250H50V249H48ZM146 251V250H145ZM147 251H148V249H147ZM150 251H152L153 252V250H150ZM161 251H159V252H161ZM43 252V251H42ZM41 252V253H42ZM48 252V253H49ZM158 252V253H159ZM162 252V253H163ZM172 252V251H171ZM191 252V251H190ZM44 253V252H43ZM42 253V254H43ZM47 253V254H48ZM53 253H55V252H53ZM192 253V252H191ZM45 254H46V252L44 253V256H45ZM160 254V253H159ZM54 255V254H53ZM53 255H51V256H53ZM182 256V257H183ZM44 258H48L49 259V256L47 257H44ZM43 259V258H42ZM45 260V259H44ZM47 261V260H46ZM49 262V261H48Z\"/></svg>",
  "mask_w": 264,
  "mask_h": 264
}]
</instances>
